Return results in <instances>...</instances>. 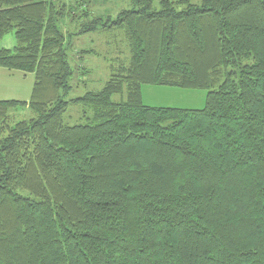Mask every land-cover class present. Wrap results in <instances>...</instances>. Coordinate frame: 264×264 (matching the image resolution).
I'll list each match as a JSON object with an SVG mask.
<instances>
[{
  "label": "trees",
  "instance_id": "1",
  "mask_svg": "<svg viewBox=\"0 0 264 264\" xmlns=\"http://www.w3.org/2000/svg\"><path fill=\"white\" fill-rule=\"evenodd\" d=\"M194 1L91 21L130 60L66 100V3L0 0L17 41L0 68L35 77L28 102L0 101V264H264V0ZM144 85L207 89L206 106H145Z\"/></svg>",
  "mask_w": 264,
  "mask_h": 264
},
{
  "label": "rangeland",
  "instance_id": "2",
  "mask_svg": "<svg viewBox=\"0 0 264 264\" xmlns=\"http://www.w3.org/2000/svg\"><path fill=\"white\" fill-rule=\"evenodd\" d=\"M83 0H64L67 5V15L60 22V28L66 36L67 54L72 68L70 78L71 92L66 100L84 96L88 92H98L112 77L114 70L121 64L127 65L130 60L129 46L122 30L97 31L81 33L86 25L96 18L109 24L108 20L115 21L124 10L132 8L131 0H85L88 4L82 6ZM200 5L199 0L194 1ZM85 6V7H84ZM87 7V8H86ZM86 9L90 14L85 16ZM154 10H160L159 0H155ZM111 25V23L109 24ZM101 30V28H100ZM11 43V45H10ZM17 45L15 31H12L0 40V48H12ZM89 52V53H86ZM11 78L15 86L27 89V95H18L20 100H30L35 77L33 74L25 75L19 71H11ZM23 78V79H22ZM207 89H183L166 86H142V102L152 108H172L183 110H203L206 106ZM11 94H7L8 96ZM126 96L113 97L115 103L121 102ZM0 101L9 97L1 96ZM11 100V99H10ZM80 107H70L64 116L69 126L86 124ZM17 121L29 119L30 111L16 112Z\"/></svg>",
  "mask_w": 264,
  "mask_h": 264
},
{
  "label": "crops",
  "instance_id": "3",
  "mask_svg": "<svg viewBox=\"0 0 264 264\" xmlns=\"http://www.w3.org/2000/svg\"><path fill=\"white\" fill-rule=\"evenodd\" d=\"M2 49L12 50V48H6V47ZM10 74H13V72L0 68V97L4 96V97H9L8 100L11 99L14 101L26 102L25 100H20V98H18V95L19 96L27 95V89L22 90V93H21V89L23 88V86H15L14 82H11L10 80H8L9 78L13 76ZM7 94H11V95L5 96ZM0 99H3V98H0ZM4 101H7V100H4Z\"/></svg>",
  "mask_w": 264,
  "mask_h": 264
}]
</instances>
